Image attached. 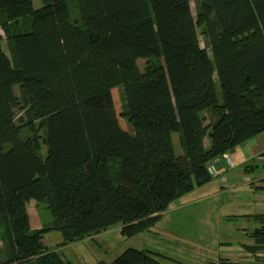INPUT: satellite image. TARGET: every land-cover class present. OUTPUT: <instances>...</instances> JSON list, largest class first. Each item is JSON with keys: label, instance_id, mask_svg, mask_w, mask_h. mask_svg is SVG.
<instances>
[{"label": "trees", "instance_id": "obj_1", "mask_svg": "<svg viewBox=\"0 0 264 264\" xmlns=\"http://www.w3.org/2000/svg\"><path fill=\"white\" fill-rule=\"evenodd\" d=\"M41 1L0 0V264H73L44 243L51 231L62 234L58 247L118 225L128 238L148 232L175 200L212 180L210 163L264 132V0ZM207 23L213 60L200 42ZM31 200L52 217L42 227H32ZM244 217L259 223L246 245L256 255L264 214ZM161 258L127 248L95 264Z\"/></svg>", "mask_w": 264, "mask_h": 264}, {"label": "rangeland", "instance_id": "obj_2", "mask_svg": "<svg viewBox=\"0 0 264 264\" xmlns=\"http://www.w3.org/2000/svg\"><path fill=\"white\" fill-rule=\"evenodd\" d=\"M33 2L36 8L43 4L41 0ZM195 9L196 2L193 1L194 14ZM0 32L4 35L2 29ZM199 32L201 45L208 49L213 60L210 48L215 43L216 31L207 23L199 27ZM4 48L8 54L11 53L6 40ZM145 62L146 59L138 61L141 67ZM214 80L218 97L222 101L216 73ZM112 92L120 124L128 129L129 125L122 116L121 88L116 87ZM259 137L262 138H258L254 146H250L252 142L248 140L230 151L233 167L227 166L220 157L216 161L220 176L202 186H195L192 191L175 200L148 232L128 238L122 234L121 225H118L94 238L58 247L63 242L62 234L51 231L45 236L44 243L51 249H57L62 259L73 264H95L100 260L112 262L127 248L146 249L165 255L168 259L161 258L163 264H216L221 257L253 262L255 256L246 249V245L254 244V240L244 233V229L250 230L259 226V223L244 216L259 214L264 207V188L259 186L264 178V151H260L264 147V136ZM205 140L208 147L209 136ZM173 141L176 154H182L178 134L174 133ZM97 171L101 184L110 186L107 159L101 158L98 161ZM84 177L89 187L90 180L86 173ZM142 188L147 189L145 177L142 178ZM28 210L33 228L42 227L52 220L45 205L36 200L30 201ZM96 212H99V208ZM257 254H264V248L259 249Z\"/></svg>", "mask_w": 264, "mask_h": 264}, {"label": "built area", "instance_id": "obj_3", "mask_svg": "<svg viewBox=\"0 0 264 264\" xmlns=\"http://www.w3.org/2000/svg\"><path fill=\"white\" fill-rule=\"evenodd\" d=\"M222 158L225 160L227 166L233 167L234 163H233L230 152L224 153ZM208 172L212 178H217L220 176L221 173L218 167L216 166V161L208 165Z\"/></svg>", "mask_w": 264, "mask_h": 264}, {"label": "crops", "instance_id": "obj_4", "mask_svg": "<svg viewBox=\"0 0 264 264\" xmlns=\"http://www.w3.org/2000/svg\"><path fill=\"white\" fill-rule=\"evenodd\" d=\"M259 136H264V132L261 133V134H259V135H257V136H255V137H253V138H251V139H249V140H251V142H252V143L250 144V146H254V145L256 144V142H258V141H257V140H259L258 138H262V137H259ZM254 143H255V144H254ZM247 148H248V147H247ZM260 151H264V147L261 148ZM262 153H264V152H262ZM244 161H245V160H244ZM242 163H243V161H242ZM251 183H252V182H251ZM259 186L264 188V178H263V183L260 184ZM180 207H182V206H180ZM259 214H264V207L261 208ZM247 215H248V214H247ZM249 215H252V214H249ZM246 219H248V220H253L252 218H246ZM256 227H258V226H256ZM254 228H255V227H254ZM252 229H253V228H252ZM252 229H250V230H252ZM250 230H248V229H244V233L248 235V231H250ZM249 245H252V244H249ZM261 249H262V248H261ZM254 256H255V257L257 256V257H260V258L264 259V254H256V255H254ZM254 261H255V258H254ZM251 262H252V261H251Z\"/></svg>", "mask_w": 264, "mask_h": 264}]
</instances>
